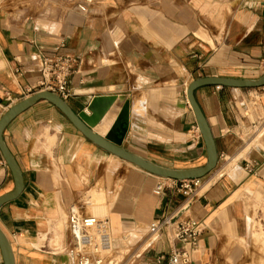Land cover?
I'll return each mask as SVG.
<instances>
[{
    "label": "crops",
    "instance_id": "obj_1",
    "mask_svg": "<svg viewBox=\"0 0 264 264\" xmlns=\"http://www.w3.org/2000/svg\"><path fill=\"white\" fill-rule=\"evenodd\" d=\"M57 52L78 61L65 99L73 110L96 95L125 94L127 116L113 129L123 147L164 167H199L207 153L187 87L202 76L263 75L264 0H0V118L41 90L42 60ZM194 93L219 159L192 193L97 146L45 99L15 116L3 138L24 187L0 206L15 264H75L72 204L108 218L117 264H156L171 231L150 228L171 213L205 224L189 264H230L253 221L264 226V124L256 149L240 135L255 123L242 113L252 97L255 113L264 111V86ZM14 186L0 151V196Z\"/></svg>",
    "mask_w": 264,
    "mask_h": 264
},
{
    "label": "water",
    "instance_id": "obj_2",
    "mask_svg": "<svg viewBox=\"0 0 264 264\" xmlns=\"http://www.w3.org/2000/svg\"><path fill=\"white\" fill-rule=\"evenodd\" d=\"M204 85H217L234 88H258L264 86V73L257 79L202 76L193 79L189 83L187 87V99L191 105L199 131L205 143L207 159L206 163L202 166L183 169L161 166L122 146L121 137L115 135L113 129L120 119H125L127 116L126 111L128 102L125 94H104L93 96L87 109L79 112L73 110L69 103L56 92L46 89L36 91L32 95L14 103L0 118V151L12 173L15 186L11 192L0 196V206L17 198L24 187L21 169L4 141L3 131L15 116L40 99H45L57 107L88 140L149 173L175 180L203 178L216 168L219 159L212 129L195 98V90ZM0 250L4 264H15L11 244L1 229Z\"/></svg>",
    "mask_w": 264,
    "mask_h": 264
},
{
    "label": "built area",
    "instance_id": "obj_3",
    "mask_svg": "<svg viewBox=\"0 0 264 264\" xmlns=\"http://www.w3.org/2000/svg\"><path fill=\"white\" fill-rule=\"evenodd\" d=\"M80 8L85 10L84 6H80ZM77 62V58L69 53L57 52L51 57H44L40 67L41 89L54 91L64 99L69 97L71 94L69 82ZM174 181L178 183L179 189L190 193L201 185V178L174 179ZM162 188L163 183H158L156 191L160 192ZM67 222L74 239V245L77 247L75 264H101L102 258L85 248L92 247L95 252H98L99 249H107L110 244V236L106 232L109 225L108 218H99L93 214L84 215L79 205L72 204L68 209ZM169 229L171 231V234H168L170 249L167 253L160 254L156 258V264H162L163 261H166L167 264H189L191 261L190 250L196 247L198 238L205 229V224L191 216L180 217L171 213L158 219L150 228L154 236H159L163 232L168 233ZM91 231H94L97 236L94 237Z\"/></svg>",
    "mask_w": 264,
    "mask_h": 264
},
{
    "label": "rangeland",
    "instance_id": "obj_4",
    "mask_svg": "<svg viewBox=\"0 0 264 264\" xmlns=\"http://www.w3.org/2000/svg\"><path fill=\"white\" fill-rule=\"evenodd\" d=\"M247 90H255L257 88H246ZM245 102V100H244ZM240 105V102L238 103ZM254 106L259 107L260 102L257 97L251 98L249 101V108L246 111H242L243 114L250 116L252 121H255L252 127H247L246 129L241 130V137L244 139L245 143L247 145V150H251L252 148L257 147V144L260 142L255 140L256 134L260 127L264 124V111L260 109L259 115L255 113V109L253 110ZM259 116V117H258ZM264 129H261L260 133L263 132ZM256 149V148H255ZM88 203V204H87ZM83 204L87 205H94V202L85 197L83 199ZM93 215H96L93 211L90 212ZM102 218V216H99V218ZM258 221V220H257ZM250 234L245 237V239L238 240L237 241V251L235 252L236 257L231 259L230 264H264V226L260 224V222H256V220L253 221V225L249 228ZM106 232L109 234L111 239V246L108 249H99L98 252H95V250L92 247H86L85 250H88L89 252H94V255H98L102 258L101 264H109L110 261H112L110 264H117L119 261V257L117 254H115V249L113 247L112 243V237L110 235L109 229H106ZM92 234H94V237L97 236L94 231H91ZM94 250V251H93Z\"/></svg>",
    "mask_w": 264,
    "mask_h": 264
},
{
    "label": "bare ground",
    "instance_id": "obj_5",
    "mask_svg": "<svg viewBox=\"0 0 264 264\" xmlns=\"http://www.w3.org/2000/svg\"><path fill=\"white\" fill-rule=\"evenodd\" d=\"M229 165V164H228ZM99 212V211H98ZM96 214V213H95ZM264 236V235H263ZM111 240V239H110ZM111 245V242H110V244L108 245V247L107 248H109V247H112V246H110Z\"/></svg>",
    "mask_w": 264,
    "mask_h": 264
}]
</instances>
